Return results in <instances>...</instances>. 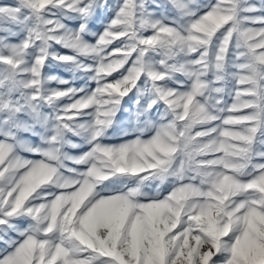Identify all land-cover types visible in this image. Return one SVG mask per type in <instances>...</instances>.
I'll use <instances>...</instances> for the list:
<instances>
[{"label":"snow or ice","instance_id":"snow-or-ice-1","mask_svg":"<svg viewBox=\"0 0 264 264\" xmlns=\"http://www.w3.org/2000/svg\"><path fill=\"white\" fill-rule=\"evenodd\" d=\"M0 264H264V0H0Z\"/></svg>","mask_w":264,"mask_h":264},{"label":"rangeland","instance_id":"rangeland-1","mask_svg":"<svg viewBox=\"0 0 264 264\" xmlns=\"http://www.w3.org/2000/svg\"><path fill=\"white\" fill-rule=\"evenodd\" d=\"M63 51L67 52L68 50H63ZM51 74L61 75V76H64L65 78H71L72 77V73L70 71H68L66 68H63V69H54V70H52V73ZM114 75H115V73H114ZM76 83L79 84L81 82L80 81H76ZM120 138H121L120 137V134L113 135L111 137V142H113V143L118 142ZM145 191L149 192L150 194H154L155 188H154V186L146 187L145 188Z\"/></svg>","mask_w":264,"mask_h":264}]
</instances>
